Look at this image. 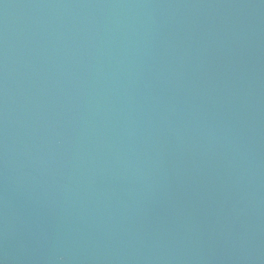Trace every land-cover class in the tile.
I'll return each mask as SVG.
<instances>
[{
	"label": "water",
	"instance_id": "1",
	"mask_svg": "<svg viewBox=\"0 0 264 264\" xmlns=\"http://www.w3.org/2000/svg\"><path fill=\"white\" fill-rule=\"evenodd\" d=\"M0 264H264V0H0Z\"/></svg>",
	"mask_w": 264,
	"mask_h": 264
}]
</instances>
